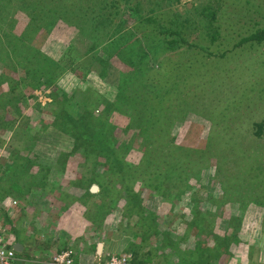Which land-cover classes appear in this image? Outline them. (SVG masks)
Here are the masks:
<instances>
[{"label": "rangeland", "instance_id": "374dc122", "mask_svg": "<svg viewBox=\"0 0 264 264\" xmlns=\"http://www.w3.org/2000/svg\"><path fill=\"white\" fill-rule=\"evenodd\" d=\"M139 1L157 3L151 16L184 42L163 53L122 18L113 36L61 15L43 21L51 25L38 38L27 31V47L52 63L42 62L38 80L47 85L23 107L28 121L13 119L9 133L0 128V220L23 246L17 261L55 264L69 252L73 264H106L117 254L142 264L130 248L144 239L149 264H203L220 248L228 252L213 264H264V205L253 203L264 194V43L242 42L264 27V0ZM204 6L219 7L215 39L200 27ZM153 46L161 49L143 53ZM70 98L74 113L102 120L101 157L87 151L85 159L74 147L62 112ZM148 161L152 173L169 170L157 185L130 177ZM12 166L17 174L8 175ZM87 187L99 194L90 197Z\"/></svg>", "mask_w": 264, "mask_h": 264}, {"label": "trees", "instance_id": "16d2710c", "mask_svg": "<svg viewBox=\"0 0 264 264\" xmlns=\"http://www.w3.org/2000/svg\"><path fill=\"white\" fill-rule=\"evenodd\" d=\"M79 1H85L83 4H85L86 6L77 5V2ZM75 2L76 6H74ZM153 4H150V2L145 4V2L142 3L139 0H136V2L132 0H51L49 1V4L44 0H0V121L2 122V125L0 124V128L2 127L1 129L3 131L9 133V131L15 125L13 123V119L16 121L17 119L28 121L27 116L22 117V113L26 111V107H23L27 105L30 99L36 98L35 92L41 91L43 88L45 89V86L47 85V82L39 83L38 79L44 72L41 68L42 62L52 63V60L42 55L40 53V50L29 49L27 47V43L30 44L32 42L27 31H36L38 38L41 30L43 28L46 29L51 25L50 23L47 24L48 26L46 25L45 27H40L42 22L50 19L51 17H55V15H61L62 17L65 16L64 18H66V20H68L69 16H71L70 18L81 17L82 20L86 19V22L88 24L95 27L96 30H100L104 36L109 35L110 32H112L113 36L116 34V32L118 34L122 30H118V27L121 26L120 22L116 25L113 24V21L115 19L119 18L121 20L122 18L123 23H127V20L131 19V25L133 29H137L139 31L143 30L144 33H148V36L152 37V41L156 46H164V48H162L161 50L163 51V53L172 51L171 49H174L175 46L184 41H182L179 33L175 28L171 29L166 23L162 22V17H160L162 18L161 22L157 23V18L151 16V13H153L154 10L157 9V3L155 5ZM29 10L31 12V15L26 14L27 16H25L24 13ZM218 10L219 7L217 9H212L209 6H204L202 7V10L200 12V17H202V19L200 20V27L204 26L206 30H211L210 32L212 39H215V37L218 35L216 28H214L213 26ZM18 12L23 13L25 17H21L18 14L19 20H16ZM14 15H16V18ZM17 22L19 23L18 26ZM19 27L21 30L19 29ZM242 42H252L258 45L264 43V27L259 28L253 34H251L247 38H244ZM30 48L35 47L33 46ZM159 49L161 48H155V46H153V48H146V51L143 49V53H145V55L146 52L148 53L149 51L151 53H155ZM75 71L76 69L74 70L72 67L70 68L71 73L74 74ZM17 76L18 79L16 78ZM22 78L28 79V83L24 87H21L20 85L24 82ZM71 99L72 98H70L69 100L65 99L64 102L66 103L62 108V112L66 114V118L64 119L66 124L69 123L73 126L74 132L71 133L70 138L73 139L74 144H77L74 147H78L79 144V146L83 149L81 157L85 159H87L88 157L87 151L92 152L95 157H101V153H105L107 149L100 147L102 142H104L100 139V133L104 127V125L100 122L102 120L100 118H95V116L91 114L85 117L86 113L82 114V116L81 114L74 113L73 107L71 105ZM115 105V102L109 103L110 107H115ZM109 110L110 112H112L110 108ZM109 110L108 114H110ZM156 119L158 120V118ZM90 120H92V122H90ZM157 123L158 121H156L154 125H156ZM257 128L262 131V124L257 126ZM88 130L91 131V133L88 134ZM97 144L98 146H96ZM25 148L27 149L30 158L36 157L33 154L34 146L31 140L25 144ZM176 149L173 150L175 151ZM16 158L17 157L14 158L13 162L15 164H17ZM177 158L179 157H174V161ZM181 158L191 163V156L189 154L182 155ZM6 163L7 161H4L5 165ZM17 165L15 166L17 167ZM155 165L156 163H149L148 161V166H146L139 175L136 172L131 174L130 177L134 178L133 181H136V177H138V179H140L142 182L148 181V184H145L147 186L157 185L160 178L163 179L168 177L169 170L166 172V175H164L163 173H152L156 170V168L153 167ZM177 167V162H174L171 168L176 169ZM8 170V175L12 172H15V174H17V168L14 169V166L8 168ZM85 170L87 171L88 169L86 168ZM50 171V168H46V172H43V174L47 176L53 175L50 174ZM238 179L240 180L241 178ZM43 183L46 184L47 182L45 183L44 181ZM83 187L85 188V186ZM98 187H100V185H98ZM86 192L90 197H95L99 194V192L92 193L90 191V187H87ZM263 199L264 194H262L259 198L256 197V200H254L253 203L259 206L264 205V203L262 202ZM139 214L143 215L141 212H139ZM231 219L233 220V218ZM133 235L134 238L138 239V236L140 234H138V232L136 231L133 232ZM143 240L144 239L139 240V242H141V245H136L135 242L131 244V246L136 245V247L134 246L130 248L132 249V260L138 262L141 261L142 264H149L148 260L152 254L150 252H143L147 247L143 246ZM16 245L17 244H13L15 251ZM53 245L55 244H50L49 248L53 247ZM221 249L222 248L219 249L215 256H211L209 252V254L205 256V260H203L202 263L213 264L215 259H219L221 255L228 252L227 249H224V252H222ZM90 251L95 253L96 247H91ZM16 254H18L19 257L24 256L22 255L23 251L21 253H18L16 251ZM17 260H19V258H17ZM18 262L19 261H16V264Z\"/></svg>", "mask_w": 264, "mask_h": 264}, {"label": "built area", "instance_id": "2783aa9c", "mask_svg": "<svg viewBox=\"0 0 264 264\" xmlns=\"http://www.w3.org/2000/svg\"><path fill=\"white\" fill-rule=\"evenodd\" d=\"M17 257L9 234L0 221V264H16ZM55 264H73V258L69 252H61L55 259ZM106 264H133L130 256L117 254L110 256Z\"/></svg>", "mask_w": 264, "mask_h": 264}, {"label": "crops", "instance_id": "0c3cea01", "mask_svg": "<svg viewBox=\"0 0 264 264\" xmlns=\"http://www.w3.org/2000/svg\"><path fill=\"white\" fill-rule=\"evenodd\" d=\"M18 245H19V246H18ZM18 245L15 246L16 251H17L18 253H21V252L23 251V246H20V244H18Z\"/></svg>", "mask_w": 264, "mask_h": 264}, {"label": "water", "instance_id": "95a60500", "mask_svg": "<svg viewBox=\"0 0 264 264\" xmlns=\"http://www.w3.org/2000/svg\"><path fill=\"white\" fill-rule=\"evenodd\" d=\"M95 190H96V188H94V187L91 189L92 192H95ZM18 246H19V245H18Z\"/></svg>", "mask_w": 264, "mask_h": 264}]
</instances>
